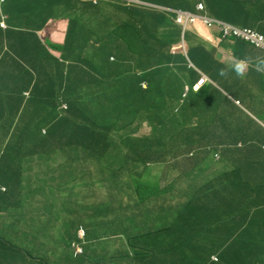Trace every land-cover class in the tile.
Wrapping results in <instances>:
<instances>
[{
	"label": "trees",
	"instance_id": "obj_1",
	"mask_svg": "<svg viewBox=\"0 0 264 264\" xmlns=\"http://www.w3.org/2000/svg\"><path fill=\"white\" fill-rule=\"evenodd\" d=\"M141 1L195 13L196 4L202 2L206 15L264 34V0ZM30 2H38L40 7L43 3L55 7L50 0H13L14 9L6 14L8 28H0V67L19 69V77L13 85L3 83L0 75V140L2 145L4 142V161H11L9 165L22 169L25 164L22 159L26 154L37 158L59 153L58 150L63 154H67L63 151L66 150L76 155L78 149H103L106 156L102 157L107 160L97 161L92 171L90 165L87 166L89 177L93 179L91 184L95 185L106 172L126 171L130 167L139 176H148L147 172L153 171L149 164L163 161L159 157L167 154L182 159L185 165L196 166L195 171L198 172L192 173L189 167L180 174L188 185H194L195 179L204 176L199 171L212 168L211 181L226 188L241 187L245 191L244 197L250 194L264 206V127L259 124L253 127L254 117L264 124V101L245 100L243 95L235 98L247 111H235L234 114L233 109L227 111L225 107L207 104L209 100H217L213 98L214 92L221 94L214 85L205 84L194 92L193 86L200 79V73L188 68L189 63L182 55L171 53V47L182 36V28L174 22L172 13L141 5L131 7L116 0H101L98 5L69 2V6L78 11L84 8L90 15L88 19L82 17V12L81 16L78 13L73 18L68 17V25L71 24L74 31L67 35L64 44L56 45L29 33L36 18L42 24L39 31L46 27L45 19H39V12L35 15L30 12ZM59 16L56 14L51 18ZM28 36H33V42ZM192 38L199 40L190 32L185 33L189 44ZM93 43L96 44L93 49H87ZM111 57L115 61L112 62ZM128 59L133 65L125 73L127 78L116 77L124 74L123 63ZM190 59L197 69L209 74L193 56ZM52 61L68 70L81 67L80 62L85 74L83 85L69 78L64 88L63 78H48L55 75L53 70H48ZM66 71H61L60 75ZM217 74H209L211 80L212 75ZM35 75L41 78L39 83L27 80V77ZM221 78L233 84L236 79L231 72ZM186 86L189 92L184 97ZM253 86L257 94L264 91V83L258 78L253 79ZM15 87L20 91L16 93ZM29 88L32 95L25 106L21 92ZM247 94L252 97L253 91L249 90ZM64 104L67 105L66 110L62 108ZM155 105L162 106L164 112L157 113L153 123L150 121L154 134L150 137L136 136L134 133L139 127L135 128L133 124L147 122L146 119L144 121L145 110ZM123 111L126 112L122 114ZM9 136L10 144L16 138L17 141L21 139V143L7 148ZM93 137H99L103 142H93ZM110 151L112 153L107 155ZM10 154L21 156L16 160ZM114 159L119 160L115 164L129 166L116 167ZM108 160L112 167H106L110 164ZM4 171H8L5 165ZM152 175L154 184H158L159 177L155 173ZM7 177V173L4 177L0 174L1 182L9 189L2 195L1 206L7 210L8 218L5 220L9 223L11 220L12 227L9 224L0 227V234L6 235L2 238V249L20 255L25 264H48L40 247L22 249L11 245L10 240L16 234H20L19 237L30 236L27 231L20 233L21 228L13 227V224L20 225L15 220L16 214L25 211L29 202L23 193L21 179L7 184ZM40 178V175L33 177L35 180ZM173 180V184L181 185L178 179ZM12 192L19 198L16 204L12 203ZM76 228L69 227L63 235L60 245L64 256L69 253ZM90 247L83 245L84 258Z\"/></svg>",
	"mask_w": 264,
	"mask_h": 264
},
{
	"label": "crops",
	"instance_id": "obj_2",
	"mask_svg": "<svg viewBox=\"0 0 264 264\" xmlns=\"http://www.w3.org/2000/svg\"><path fill=\"white\" fill-rule=\"evenodd\" d=\"M12 1L0 0V19L2 15L7 16L6 14L14 9ZM50 1L55 3L54 8L44 3L40 7L38 2H30L28 5L30 12L34 15L39 12L40 20H48L56 14L65 12L64 1ZM41 27L42 24L36 18L33 30L30 29L29 33H35L39 39H45V36L37 31ZM193 31H196L203 40L191 39L189 44L192 48L191 54L210 75L217 73L220 68L228 67L235 59L250 57L254 62L256 57H264V50L233 39H223L217 32L203 25H197ZM49 36L55 42L61 40V34L55 28L50 29ZM27 38L33 42V36ZM132 65L130 59L123 63L122 70L125 76ZM65 69L66 73L61 76L60 72ZM65 69L52 61L48 70H53L55 75L47 77L63 78L64 88L69 78L83 85L82 69L78 66ZM229 72L236 77L234 84L223 80L219 74L212 75L214 86L222 94L214 92L213 98L216 97L217 100H209L207 104L225 107L227 111L233 109L236 114L235 111L243 110L234 104L233 97L238 99L243 95L245 100L264 101V91L257 94L253 86L254 78L264 83V72L257 71L253 66H249L243 77ZM0 75L5 82L13 85L19 77V69H4V66H1ZM27 80H32L33 84H36L41 78L35 75L27 77ZM249 90L253 91L252 97L247 94ZM227 104L231 107L228 108ZM235 124L238 125L239 122ZM255 125L257 124L254 123L253 127ZM178 167L184 168V164ZM0 170L2 177L8 174L6 182L11 178H21L20 170L15 166L9 165L8 171L4 172V165L0 161ZM161 171L160 168L148 171L149 175L159 173L160 179L156 181L159 183L143 188L144 194L151 195L139 200V205L143 209L153 213L151 220H147V216L139 213L137 217L133 210L120 206L121 197L113 198L109 196L108 191L107 195L105 189L96 190L94 195L86 198L82 195L75 197L71 203L75 219L83 220V213H86L88 219V222H84L87 227L85 245L91 247L87 250L86 258L82 256L74 258L71 253L64 256L62 245L50 246L32 236L19 237L20 234H16L10 240L11 245L22 249L40 247L42 257L48 264H264V206L257 203L254 196L248 194L244 197L245 191L241 187L226 188L218 182L211 181V171L198 181L200 185L197 182L194 185H188L186 182L175 185L173 179L168 185L171 180L165 183L166 177ZM174 173L175 178L180 175ZM3 187L0 180V205ZM117 192L120 190L117 189ZM94 196L95 200L91 201ZM89 205H93L97 210L102 207L106 211L105 219L98 223L105 226L104 235L98 232L97 224L92 222L93 212L92 209H87ZM15 220L20 221L18 217ZM240 222L244 228L238 226ZM5 224L12 227L11 220L9 223L0 217V227H4ZM14 226L20 228L18 224H13ZM3 237L6 235L0 234V264H25L20 255L2 249ZM102 240H106L105 245L98 244V241Z\"/></svg>",
	"mask_w": 264,
	"mask_h": 264
},
{
	"label": "clouds",
	"instance_id": "obj_3",
	"mask_svg": "<svg viewBox=\"0 0 264 264\" xmlns=\"http://www.w3.org/2000/svg\"><path fill=\"white\" fill-rule=\"evenodd\" d=\"M62 1L66 3L65 12L58 14L60 15L58 18H51L52 20L45 19L46 27L42 31L37 30L38 33H41L42 35L45 36V39H40V40L56 45H62L66 42L67 35H69V33L74 31L72 25L71 24L68 25L67 18L68 17L73 18L78 13L81 16V12H82V17L86 16L85 17L86 19L89 18L90 12H85L84 8L78 11L77 8H74L73 6H69V2L80 1L81 4L89 3L90 5H98L101 2V0H62ZM116 2L122 3L124 5H129L131 7L134 5L147 6L151 8H156L159 11L165 12L167 14L169 13L173 14L174 22L180 25L182 28V36L181 39L171 47V53L173 55H182L189 63L188 68L192 67L193 69L198 71V73H200L201 75L200 79L193 86L194 92H197L205 84L214 85V82L211 80L209 75L197 69V66H195L190 59V56H192L191 47L189 43L185 40V33L190 32L192 35L196 36L200 40H203V38L199 36L196 33V31H193V28H195L197 25H203L207 29L217 32L218 36L223 39H233L236 41L249 44L257 49L264 50V46H259L256 43H253L249 39V37L246 36L245 31L250 30L253 33L263 38H264V34L260 33L258 30H254L249 27H239L227 21L218 20L206 15L205 5L202 2L196 4V11H197L196 13L187 10L156 6L149 3H145L141 0H116ZM65 14L68 15L65 16ZM6 19L7 16L4 15L1 16L0 19L1 29L5 30L8 28ZM91 24L93 25V23ZM53 28H55V30H57V32L61 34L60 41L55 42L50 38L49 36L50 29ZM226 28L229 29L226 31L225 30ZM235 30L238 31L236 32ZM94 45L96 44L94 43L93 45L90 44V47H88L87 49L92 50ZM186 45H187V50H186ZM6 51L8 50L6 49ZM84 58L85 56L80 60V62H82ZM111 61L112 62L115 61V58L111 57ZM80 62L79 64L81 67L79 66L78 67L83 71V66ZM249 66H253L257 71L264 72V57L258 56L255 58L254 62L253 59L250 57L235 59L230 62L228 67L219 69L218 74L222 77H226L229 71H232L237 76L243 77L246 74V71L249 68ZM84 75L85 74L83 71V76ZM117 77H121L123 79L127 78V76H125L124 74H120ZM3 83H5V81ZM142 86L147 87V84L142 83ZM18 89L19 88L15 90L16 93L20 91ZM188 92H189V87L186 86L183 96L185 97ZM21 93L25 99L24 105L26 106L27 103L26 100H30V97L32 95L31 88H29L28 90H24ZM233 101L234 104H236L237 106H239L240 109L245 111V109L241 106L239 101L236 100L234 97H233ZM62 108L63 110H66L67 105L64 104ZM162 112H164V108L160 105H155L146 108L144 113L145 115L144 121L146 119L148 123L147 122H143L142 124L139 122L134 123L133 127L135 128L139 127V130L136 131L134 134L136 136H143V137L152 136L154 132L151 130L152 124H150V121H152L153 123V119H155V115L157 113H162ZM254 123L264 127V124L258 121L256 117H254ZM125 130H130V129L125 128ZM17 139L18 138L14 139L10 144L11 138L9 136L6 141L7 148H9V146L11 145L13 146L16 145L17 143H21V139L20 141H17ZM92 140L93 142L96 143L103 142V140L99 137H93ZM3 146H4V142L2 145V141H1L0 161H2L3 165L8 167L9 162L11 161L3 160V156H4L3 152L5 151L3 149ZM58 151L59 153L55 152L52 153L51 155H44L37 158H34L33 154H26V157L22 159V162L25 164H23L22 169L21 167L19 168L21 178H11L7 182V184H9L14 180L21 179V186L23 188V193H25L28 196V202H29L28 208L25 211L17 212L16 214V216L20 220L19 223L22 232L27 231L30 234V236L37 238L43 243L48 244L50 246H60L66 229H69V227L72 229L74 226H77L75 231V238L72 241H70L69 253H71V255L74 258H81V256L84 258L85 251L83 245L85 244V236L87 230V227L85 228L82 226L85 225L84 221L82 219H78V220L75 219L74 208H72V210L64 211L62 213V217L59 219V211L55 207L54 203L56 200L59 201L69 200L70 203H72L76 196L82 195L83 198H86L90 195H94V192L100 189H105L106 193L108 191L109 196L113 198L121 197L119 201L120 206H125L129 210H133L134 214L137 217L139 213L143 216H147V220L153 219L152 217L153 213L146 209H143L139 205L140 199H143L144 197H148L149 195H151V194H144L142 192V189L156 186V184H154L155 179L152 174L149 175L147 172L148 176H142V175L139 176L133 167H130L128 170L121 172L108 171L104 174L101 180L96 181L95 185H92L91 182L93 179L89 177L87 166L90 165L89 169L90 171H92L93 167L96 166L95 163L97 161L98 162L106 161L107 159L102 157L103 155L106 156L105 151L103 149L101 150L98 149V151L95 150L87 151V150L78 149L76 155H71L66 150L63 151L68 155L61 153L60 152L61 150ZM111 151L113 152V149H111ZM111 151L108 152L107 155L111 154L112 153ZM10 155L16 160L19 159V157L21 156V154H10ZM191 155L192 154H190L189 156ZM159 159H162V157H159ZM116 162H119V160L114 159V164ZM181 164H184L182 159L173 158L169 156V158L161 162L155 164H149V165L152 167V169H159V168L162 169L161 172L166 177L164 178L166 183L169 180L175 178L176 173L174 172L181 174L182 172L184 173L189 167H191V172L193 173L196 169V166H194L193 164L189 165V163L187 165L184 164V168H179L178 166H180ZM124 165H128V164H124ZM124 165L115 164L116 167L119 166L123 167ZM106 167H112L111 162L110 164L106 165ZM209 171H211V169ZM195 172H198V170ZM207 172H208L207 170H204L202 172L199 171V174L201 173L203 175H206ZM123 173H127L125 177H122ZM35 175H40L41 178L35 180L33 179ZM156 175L159 177V173H156ZM117 177H122L119 183L114 182V180ZM146 178L152 179L150 181L151 185H148L149 181ZM202 178H205V176H201L195 179L198 185H200L198 181L202 180ZM45 179H49L48 182L47 181L45 182ZM159 179L160 178H158L157 180ZM175 179H178L180 184L186 182L183 181L181 175H178ZM125 187H130L132 189L125 190L124 189ZM117 189L120 190L119 193L117 192ZM8 191L9 189L6 186H4L3 194L7 193ZM91 191H93V194H91ZM12 195H13L12 203L13 204L18 203L19 200L18 196L14 192H12ZM93 199H95V196L93 197ZM111 200L113 201V199ZM244 202L247 203V201ZM87 209H92V211H94L95 207L93 205H89L87 206ZM7 214H8L7 210L0 205V217L4 219L8 218ZM22 214H24V216L20 218ZM85 216L87 217L86 213ZM80 220L81 223H79ZM241 224L242 223L240 222L238 226H240V228H244V226ZM105 243L106 240L98 241V244L105 245ZM113 244H117V243H113Z\"/></svg>",
	"mask_w": 264,
	"mask_h": 264
},
{
	"label": "rangeland",
	"instance_id": "obj_4",
	"mask_svg": "<svg viewBox=\"0 0 264 264\" xmlns=\"http://www.w3.org/2000/svg\"><path fill=\"white\" fill-rule=\"evenodd\" d=\"M128 111V110H126ZM126 111H123L122 114H124ZM170 155H163L162 156V160H165L167 158H169ZM207 165L211 168L209 162H207ZM165 166V165H163ZM212 169V168H211ZM213 170V169H212ZM127 173H123V176L122 177H125ZM122 177H117L114 182L116 183H119L121 181V178ZM149 182L152 180V179H149V178H146ZM102 196L105 197L104 193H102ZM95 199H91V201H94ZM104 201V198H102L101 202ZM55 207L57 208V210L59 211V219L62 217V213L64 211H68V210H72V204L70 203L69 200H66V201H59V200H56L55 203H54ZM108 205V201H107V204ZM106 205H104L106 207ZM93 212V216H92V222L94 224H97V229H98V232L102 233V234H105V226H100L98 225V223L102 220L105 219V214H106V211L103 210V208L101 207L99 210H97V208H95ZM83 221L84 222H88V219L87 217L85 216V213H83ZM132 225V224H131Z\"/></svg>",
	"mask_w": 264,
	"mask_h": 264
},
{
	"label": "built area",
	"instance_id": "obj_5",
	"mask_svg": "<svg viewBox=\"0 0 264 264\" xmlns=\"http://www.w3.org/2000/svg\"><path fill=\"white\" fill-rule=\"evenodd\" d=\"M228 29L229 28H226L225 30L227 31ZM235 31L237 32L238 30H235ZM245 33H246V36L249 37V39L253 43H256L259 46H264V38L263 37H261V36L255 34V33H253L250 30H246Z\"/></svg>",
	"mask_w": 264,
	"mask_h": 264
}]
</instances>
